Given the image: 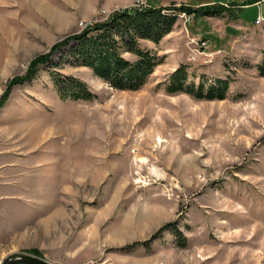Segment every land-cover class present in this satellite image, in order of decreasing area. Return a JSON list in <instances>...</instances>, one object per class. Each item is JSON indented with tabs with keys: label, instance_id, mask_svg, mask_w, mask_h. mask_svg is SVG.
Masks as SVG:
<instances>
[{
	"label": "rangeland",
	"instance_id": "374dc122",
	"mask_svg": "<svg viewBox=\"0 0 264 264\" xmlns=\"http://www.w3.org/2000/svg\"><path fill=\"white\" fill-rule=\"evenodd\" d=\"M256 1L0 0V264L11 255L264 264V22L255 23L264 2ZM151 5L221 14L178 13L158 44L138 40L161 62L136 91L67 59L86 28ZM46 57L53 66L41 64ZM180 65L186 83L228 78L225 99L167 93ZM52 71L96 97L61 100Z\"/></svg>",
	"mask_w": 264,
	"mask_h": 264
},
{
	"label": "trees",
	"instance_id": "16d2710c",
	"mask_svg": "<svg viewBox=\"0 0 264 264\" xmlns=\"http://www.w3.org/2000/svg\"><path fill=\"white\" fill-rule=\"evenodd\" d=\"M178 13L186 15L197 13L201 17L221 14L220 10L212 8L199 10L185 5L176 8H160L153 5L126 8L112 14L108 22L96 24L94 29L88 27L76 36L77 45L66 53L69 57L67 59H71L75 65L87 67L113 89L136 91L144 85L153 68L161 62V58H158L151 50L141 48L138 40H149L158 44L171 32ZM120 49L130 52L134 60L128 61L120 57ZM45 62L53 66L48 57L41 64ZM41 64H34L35 66L28 70L26 77L32 80L42 67L43 64ZM257 69L259 74L264 76V65ZM48 75L61 100L90 101L96 97L86 83L77 78L62 75L57 71L49 72ZM186 78V68L180 65L169 76L165 91L170 94L183 92L194 99H225L230 83L228 78H217L208 86L202 82L198 85L186 83ZM6 96L7 94L4 100ZM2 103L3 100L1 105ZM174 232L177 238L180 237L179 244L183 245L185 238L182 233L176 230Z\"/></svg>",
	"mask_w": 264,
	"mask_h": 264
},
{
	"label": "water",
	"instance_id": "95a60500",
	"mask_svg": "<svg viewBox=\"0 0 264 264\" xmlns=\"http://www.w3.org/2000/svg\"><path fill=\"white\" fill-rule=\"evenodd\" d=\"M228 34L235 35L238 31L234 28L227 27L225 30ZM1 264H52L46 260L32 257L30 255H18L16 256H8L4 258Z\"/></svg>",
	"mask_w": 264,
	"mask_h": 264
},
{
	"label": "built area",
	"instance_id": "2783aa9c",
	"mask_svg": "<svg viewBox=\"0 0 264 264\" xmlns=\"http://www.w3.org/2000/svg\"><path fill=\"white\" fill-rule=\"evenodd\" d=\"M262 22H264V18H262V17H258V18L256 19V21H255L256 24H260V23H262Z\"/></svg>",
	"mask_w": 264,
	"mask_h": 264
},
{
	"label": "crops",
	"instance_id": "0c3cea01",
	"mask_svg": "<svg viewBox=\"0 0 264 264\" xmlns=\"http://www.w3.org/2000/svg\"><path fill=\"white\" fill-rule=\"evenodd\" d=\"M258 2V1H257ZM257 2L255 4H257ZM260 2H264V0H260ZM195 6H197V4H195Z\"/></svg>",
	"mask_w": 264,
	"mask_h": 264
},
{
	"label": "bare ground",
	"instance_id": "6f19581e",
	"mask_svg": "<svg viewBox=\"0 0 264 264\" xmlns=\"http://www.w3.org/2000/svg\"><path fill=\"white\" fill-rule=\"evenodd\" d=\"M85 174H87L86 172H83V174L82 175H85Z\"/></svg>",
	"mask_w": 264,
	"mask_h": 264
}]
</instances>
